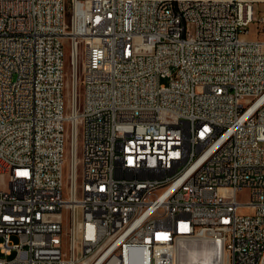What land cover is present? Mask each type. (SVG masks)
<instances>
[{
	"label": "built area",
	"instance_id": "built-area-1",
	"mask_svg": "<svg viewBox=\"0 0 264 264\" xmlns=\"http://www.w3.org/2000/svg\"><path fill=\"white\" fill-rule=\"evenodd\" d=\"M0 177V264H264V0H0Z\"/></svg>",
	"mask_w": 264,
	"mask_h": 264
},
{
	"label": "bare ground",
	"instance_id": "bare-ground-1",
	"mask_svg": "<svg viewBox=\"0 0 264 264\" xmlns=\"http://www.w3.org/2000/svg\"><path fill=\"white\" fill-rule=\"evenodd\" d=\"M22 2H30V0H22ZM217 253L218 244H213V236L210 234L194 237L189 242H185V237H178L173 264H211L210 254Z\"/></svg>",
	"mask_w": 264,
	"mask_h": 264
},
{
	"label": "rangeland",
	"instance_id": "rangeland-1",
	"mask_svg": "<svg viewBox=\"0 0 264 264\" xmlns=\"http://www.w3.org/2000/svg\"><path fill=\"white\" fill-rule=\"evenodd\" d=\"M261 6L259 5H254V10H253V22L249 28V35L247 36L249 40H256L258 39V24H257V21H258V18H259V9H260ZM66 70H67V79H68V82L69 84L71 85V75H72V70H71V67L69 65H67L66 67ZM168 78L167 79H162V83L163 84H168ZM78 92H79V89H78ZM66 110L67 112H69V105L67 104L66 106ZM6 181L7 179L4 177V178H1L0 177V190L3 189L5 187V184H6ZM245 190L241 191L239 194H238V199L241 201V202H244L246 201V196H245Z\"/></svg>",
	"mask_w": 264,
	"mask_h": 264
}]
</instances>
